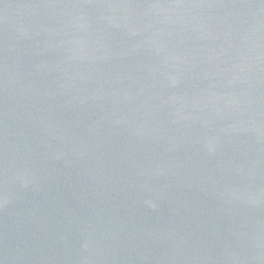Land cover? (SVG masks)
I'll return each instance as SVG.
<instances>
[{
  "label": "water",
  "instance_id": "1",
  "mask_svg": "<svg viewBox=\"0 0 264 264\" xmlns=\"http://www.w3.org/2000/svg\"><path fill=\"white\" fill-rule=\"evenodd\" d=\"M0 264H264V0H0Z\"/></svg>",
  "mask_w": 264,
  "mask_h": 264
}]
</instances>
